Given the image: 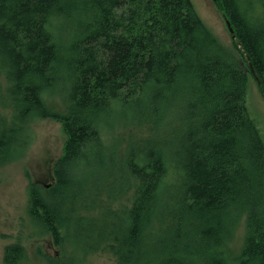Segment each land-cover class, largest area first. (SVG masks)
Returning <instances> with one entry per match:
<instances>
[{
  "label": "trees",
  "instance_id": "16d2710c",
  "mask_svg": "<svg viewBox=\"0 0 264 264\" xmlns=\"http://www.w3.org/2000/svg\"><path fill=\"white\" fill-rule=\"evenodd\" d=\"M213 1L235 55L190 0H0V105L11 111L0 114V167L28 149L34 119L61 123L51 183L27 186L28 214L54 245L68 234L108 244L117 264H264V145L245 104L250 67L264 95V0ZM59 18L72 22L61 73L49 32ZM60 75L58 116L41 95ZM134 103L138 124L161 126L158 135L129 146L118 169L112 157L97 184L89 173L71 179L88 147L100 145L98 123ZM106 183L108 197H119L112 201L130 194L129 207L103 219L66 209ZM244 215L241 252L230 259L223 248ZM25 260L18 243L4 247L2 264Z\"/></svg>",
  "mask_w": 264,
  "mask_h": 264
},
{
  "label": "rangeland",
  "instance_id": "374dc122",
  "mask_svg": "<svg viewBox=\"0 0 264 264\" xmlns=\"http://www.w3.org/2000/svg\"><path fill=\"white\" fill-rule=\"evenodd\" d=\"M190 1L198 17L220 45L229 54L235 55L237 49L228 30L227 21L214 1ZM71 25V20L67 18L53 19L49 22L50 35L60 51L58 59H62L56 67L58 73L64 70L63 63L69 59L68 52L65 55L63 51L71 39ZM247 71L245 91L247 115L254 123L264 145V95L251 67ZM65 81L66 76L60 75L55 87L41 95L47 108L58 116L63 113L62 95ZM140 106L139 103L130 104L121 114L118 113L117 106L109 111L102 119L103 122L98 123L99 147L98 145L88 147L84 157L69 170L71 179L88 173L94 180L96 174L104 177L113 168L112 157L118 169L127 156L129 146H135L144 139L158 135L161 126L156 128L150 124H138L139 118H142ZM0 114L9 119L10 108L0 105ZM29 128L32 141L28 149L18 159L0 167V264L4 247L12 243L22 246L26 264H117L116 256L108 244L77 242L68 234V238L62 244L54 245L52 237L29 216L27 186L29 183L44 185L51 183L53 164L62 155L66 139L61 123L54 118L34 119L30 122ZM96 151H99L101 165L96 161ZM95 183L97 184L98 180H95ZM108 183L103 186L98 184L95 194L78 199L74 206L66 204V209L73 208L74 217L98 219L101 216L103 219L107 210L120 211L129 207L130 194L112 201L119 197L115 199L108 197ZM245 230L244 215L234 228L232 239L223 248L230 259L240 254Z\"/></svg>",
  "mask_w": 264,
  "mask_h": 264
},
{
  "label": "water",
  "instance_id": "95a60500",
  "mask_svg": "<svg viewBox=\"0 0 264 264\" xmlns=\"http://www.w3.org/2000/svg\"><path fill=\"white\" fill-rule=\"evenodd\" d=\"M226 24H227V27H228L229 32H231V29H230V27H229V23L226 22Z\"/></svg>",
  "mask_w": 264,
  "mask_h": 264
}]
</instances>
